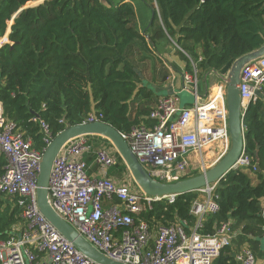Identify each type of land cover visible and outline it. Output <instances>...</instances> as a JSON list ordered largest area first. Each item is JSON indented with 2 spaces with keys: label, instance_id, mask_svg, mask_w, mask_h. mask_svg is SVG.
<instances>
[{
  "label": "trees",
  "instance_id": "16d2710c",
  "mask_svg": "<svg viewBox=\"0 0 264 264\" xmlns=\"http://www.w3.org/2000/svg\"><path fill=\"white\" fill-rule=\"evenodd\" d=\"M33 1L41 0H0V38L10 27L9 42L0 47V103L5 119L40 150L46 146L41 122L55 136L69 125L82 123L90 112L102 114L103 121L121 133L146 121L148 108L133 116L132 102L142 88L138 70L125 59L134 43L144 38L134 26V7L124 0L116 5L103 0H42L27 6ZM144 1L163 23L153 39L168 34L193 59L201 56L202 72L221 70L264 44V0ZM263 108L262 99L250 103L243 120L245 151L252 158L249 170L257 182L240 169L221 179L220 211L208 216L206 233L232 219L243 224L242 237L254 228L250 220L263 222ZM88 137L95 141L100 136ZM115 155L117 175L122 178L129 170L116 149ZM6 165V156L0 154V176ZM197 196L198 192H190L174 202L154 201L138 217L151 226L177 220L193 223L191 206ZM16 201L0 194V242L9 238L12 226L21 219ZM234 253L232 246L224 247L212 264H239Z\"/></svg>",
  "mask_w": 264,
  "mask_h": 264
},
{
  "label": "built area",
  "instance_id": "2783aa9c",
  "mask_svg": "<svg viewBox=\"0 0 264 264\" xmlns=\"http://www.w3.org/2000/svg\"><path fill=\"white\" fill-rule=\"evenodd\" d=\"M7 37L0 38V47L9 42ZM185 54L191 71L184 73V84L193 93V103L182 105L179 94L163 95L146 121L122 133L146 170L165 181L184 178L189 168H205L210 153L218 151L214 165L231 144L226 85L218 82L217 93L213 90L209 99H200L198 61L202 57L197 61ZM263 88L264 55L242 68V111L259 98ZM102 118V114L90 112L83 122ZM41 126L46 143L43 150L24 138L0 110V154L7 158L0 176V194L16 197L21 211V219L12 226L9 238L0 242V264H99L86 258L39 209L40 161L54 137L44 122ZM87 158L97 166L93 174L88 172ZM251 160L244 151L235 170H249ZM117 163L115 151L107 146L98 145L88 135L75 137L55 159L48 186L49 202L55 211L107 257L126 264H212L222 249L232 246L239 237L241 231L235 229L232 219L219 222L212 233L204 231L208 216L220 211L218 183L197 191L206 197L194 200L193 223L177 220L151 226L138 216L151 209L154 201L174 202L176 197H153L138 186L134 188L129 177L109 175ZM252 170L256 171L257 166L253 165ZM235 258L239 264H257L256 254L249 247L236 252Z\"/></svg>",
  "mask_w": 264,
  "mask_h": 264
},
{
  "label": "water",
  "instance_id": "95a60500",
  "mask_svg": "<svg viewBox=\"0 0 264 264\" xmlns=\"http://www.w3.org/2000/svg\"><path fill=\"white\" fill-rule=\"evenodd\" d=\"M264 55V44L232 62L226 78V101L231 144L228 151L214 165L203 172L181 178L176 181H165L152 176L140 163L130 148L123 134L112 124L105 121L82 122L65 127L57 133L45 148L39 168L37 201L41 213L54 227L86 258L99 264H126L113 260L92 246L77 230L64 220L49 202V180L55 159L63 146L71 139L82 135H98L108 139L126 164L130 175L137 186L147 195L153 197H177L182 194L197 192L203 187L219 183L230 171L235 170V163L245 151L246 130L243 120L246 111H242L239 84L242 68L249 62ZM248 109V108H247Z\"/></svg>",
  "mask_w": 264,
  "mask_h": 264
},
{
  "label": "crops",
  "instance_id": "0c3cea01",
  "mask_svg": "<svg viewBox=\"0 0 264 264\" xmlns=\"http://www.w3.org/2000/svg\"><path fill=\"white\" fill-rule=\"evenodd\" d=\"M41 1L30 2L27 6L36 5ZM103 1L108 5H116L123 0ZM124 1L130 3L134 7V26L140 32V34L144 36L143 39H139L134 43L135 46L137 45L135 53L130 55L127 52L125 55L126 62L133 65L138 70V85L140 88H142L141 94L137 95L132 102V109L134 108L133 116L139 109H151V107L157 103L158 99L163 96L160 94L164 89L168 91L166 95L182 94V105L190 104L189 97L183 96V92L185 91L190 93V95H193L192 91L190 89L188 90L184 84V73L187 71V55L185 54V50L179 46L168 34L163 37H155V39H153L155 33L163 27V23L160 14L154 18L153 11L144 0ZM9 32L10 27L7 31V36ZM188 44H192V42H188ZM172 46H178L180 48H173ZM199 73H201L198 84L199 94L201 93L200 99L207 100L212 95L213 90V93H215V90L217 89L215 87L216 79L213 80L212 76H218L219 70L210 69L203 72L199 70ZM258 99H262L264 101V88L259 93ZM149 102L151 103L149 104ZM2 109L3 107L0 103V110L2 111ZM87 160L90 164L88 172L93 174L97 170V166L93 163L91 158H87ZM118 170L119 168L115 169L114 167H111L109 175L118 177ZM251 176L255 179L254 182L256 183L257 179L255 178V174ZM128 177L129 173L125 171V173L122 175V178ZM261 215L263 217V223H261V232H264V202ZM261 244H264V233H261ZM261 256L264 261V254L261 253ZM263 261H261V264Z\"/></svg>",
  "mask_w": 264,
  "mask_h": 264
},
{
  "label": "rangeland",
  "instance_id": "374dc122",
  "mask_svg": "<svg viewBox=\"0 0 264 264\" xmlns=\"http://www.w3.org/2000/svg\"><path fill=\"white\" fill-rule=\"evenodd\" d=\"M174 42V41H173ZM137 46V45H136ZM135 45L132 46L130 48V50H128V54L130 55H133L136 51V47ZM173 48H180L178 46H172ZM183 55V54H182ZM184 58H185V55H184ZM187 59V58H186ZM231 66H232V62L227 64L223 69L219 70V74L218 76H212V79H216L215 80V85L219 82V83H223L224 85H226V82L224 81V79L222 78V76L224 78L227 77L230 69H231ZM201 73H199V76ZM216 87V86H215ZM168 93L167 90H162L161 91V94L160 95H166ZM201 94V93H200ZM183 96H188L189 97V100H190V103H193L194 101V96L193 95H190V93H188L187 91L183 92ZM180 97H182V94L180 95ZM182 100V99H181ZM145 103V102H144ZM151 102H149L150 104ZM147 104V103H145ZM153 105V104H152ZM155 106V105H154ZM152 106V107H154ZM151 107V108H152ZM134 109V108H133ZM137 111V110H135ZM133 114H134V110H133ZM108 139L104 138V137H98L97 139H95L96 143L99 145H105L107 146V148H109L112 152L115 151V148L113 146H111L109 144V142L107 141ZM210 156H212L208 161H207V165L205 168H202L200 166H196L194 168H189L187 170V173L186 174H190L191 175H196V174H199L201 172L204 171V169H208L210 168L212 165H213V161L218 158L219 156V153L218 151H216L215 153H210ZM114 168H118L116 165L114 166ZM246 172H248L249 174L253 175L254 173L251 172L250 170H246ZM125 173V172H124ZM255 178H256V175H255ZM129 183L134 187V188H137V184L134 182L133 178L131 175H129ZM257 182V181H256ZM197 197H200L202 199H204L206 197V194L205 193H199L198 192V196ZM234 224H235V229H237V231H242V228H243V224H240L239 222L237 221H233ZM251 225L254 226V228L252 227V231L249 232L248 234H243L244 236L242 237H239L238 239L235 240L234 244L232 245L233 247V250L234 252H237L239 251L240 249H242L243 247H250L251 249H253L255 251V253L257 254V262L258 264H261V261H263L262 259V256H261V253L264 254V244H261V233L263 234L264 232H261V222L258 220V219H252L249 221ZM263 223V222H262ZM262 250V252H261ZM262 264H264V261L262 262Z\"/></svg>",
  "mask_w": 264,
  "mask_h": 264
},
{
  "label": "bare ground",
  "instance_id": "6f19581e",
  "mask_svg": "<svg viewBox=\"0 0 264 264\" xmlns=\"http://www.w3.org/2000/svg\"><path fill=\"white\" fill-rule=\"evenodd\" d=\"M217 92H218V88L215 90V93H217ZM215 93H214V94H215Z\"/></svg>",
  "mask_w": 264,
  "mask_h": 264
}]
</instances>
